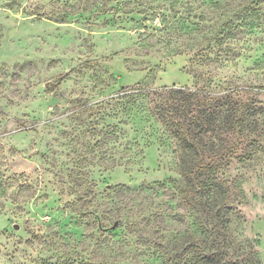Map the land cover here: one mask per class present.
Instances as JSON below:
<instances>
[{"label":"rangeland","instance_id":"obj_1","mask_svg":"<svg viewBox=\"0 0 264 264\" xmlns=\"http://www.w3.org/2000/svg\"><path fill=\"white\" fill-rule=\"evenodd\" d=\"M202 103L226 249L264 264V0H0V264L193 258L172 131Z\"/></svg>","mask_w":264,"mask_h":264},{"label":"trees","instance_id":"obj_2","mask_svg":"<svg viewBox=\"0 0 264 264\" xmlns=\"http://www.w3.org/2000/svg\"><path fill=\"white\" fill-rule=\"evenodd\" d=\"M166 92L171 93L168 97L169 99L173 94H180V99L183 100L184 103H187V105H190V103L196 99L202 100L203 103L205 100L209 102L214 99V96L210 95L211 93L204 90L191 92L186 88H172ZM198 93L200 96L199 98ZM217 100H219V98ZM220 102L224 101L220 100ZM203 103L201 104L202 107L200 111L191 115L190 118L185 117L187 119H177L176 123L179 126L172 131V134L177 137L185 149V157L182 164L183 179L185 181L183 185L184 196L187 198L188 203L197 208V211L201 213L199 219L201 231L199 232V237L195 239L193 243V258L188 260L182 259V261L172 258L170 259L171 264H189L191 259H195V264H227L228 262L233 264L235 258V255L229 254L226 249L224 236L221 233L223 225H220L223 220L227 222L224 219L225 213L222 212L221 208L224 207L227 209L229 207L224 203L221 205L222 207L213 209L216 204V195L219 192H224L223 188H225V186L223 185V181L219 180L216 169L214 170L215 165L212 159L208 162L204 160L208 159V153L205 152V150L210 152L214 143L211 141L203 142L202 137L206 135V132L212 130L211 124H213L215 119L218 120L217 117L220 112L216 109L205 111V109H203ZM223 104H225V102ZM189 157L194 158L195 163L193 167L189 166ZM195 158L197 159L195 160ZM191 175L193 176L190 177ZM194 179H197L196 183L192 182ZM203 210H206V215H203ZM209 212L210 215H208ZM206 231H209L207 235ZM159 244H163V242H159Z\"/></svg>","mask_w":264,"mask_h":264},{"label":"water","instance_id":"obj_3","mask_svg":"<svg viewBox=\"0 0 264 264\" xmlns=\"http://www.w3.org/2000/svg\"><path fill=\"white\" fill-rule=\"evenodd\" d=\"M61 80H62V76H59L55 82L47 81L44 85L49 90H53L60 83Z\"/></svg>","mask_w":264,"mask_h":264}]
</instances>
